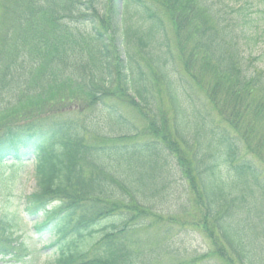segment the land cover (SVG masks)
I'll use <instances>...</instances> for the list:
<instances>
[{
    "label": "trees",
    "instance_id": "trees-1",
    "mask_svg": "<svg viewBox=\"0 0 264 264\" xmlns=\"http://www.w3.org/2000/svg\"><path fill=\"white\" fill-rule=\"evenodd\" d=\"M236 2L223 3L230 7ZM160 3L183 72L174 65L167 24L160 11L154 12L145 0H0V168L33 164L35 190L24 197L23 211L39 215L32 231L49 237L48 248L57 255L54 264H146L140 259L145 251L153 261L152 249L133 234L146 225L144 216L154 215L158 200L170 196L169 154L178 156L188 182L190 177L198 193L196 206L205 223L211 224V235L221 252L231 260L232 255L238 264H264V231L255 227L252 213L258 207L251 206L255 189L264 195V179L244 153L263 162L264 155L262 146L258 151L248 146L246 137L242 140L237 127L251 109L256 116L264 109L263 99L253 104L254 86L264 76L250 68L255 61L250 52L252 66L243 69L236 40L243 38L251 46L258 42L245 37L246 33L242 38L231 35L228 27L221 28L216 14L213 18L220 21L219 28L209 26L204 0ZM248 14L246 3L237 10L239 25L247 30ZM130 45L148 56L165 89L174 116V146L158 138L122 145L123 138L137 136L125 133L110 139L115 141L112 148L96 146L89 143L87 133L93 130L89 131L88 124L75 117L63 118L61 110L71 109L81 97L91 105L104 103L117 84L133 105L155 116L143 69L126 52ZM42 77L46 84L39 90L49 92L50 99H29L16 112L15 105L34 94L35 81ZM176 82L179 87V83L188 84L187 91ZM199 94L212 110L218 109V102L233 107L218 110L222 118L208 111L205 115L198 107ZM185 100L192 121L182 107ZM57 104L59 115L52 118L50 108ZM106 110L105 121L120 128L123 117L113 105ZM153 121L158 137L163 122L158 128ZM256 125L250 117L247 137ZM236 135L244 147L238 146ZM258 141L264 145V133ZM189 187L195 192L190 182ZM16 215L0 213V233L4 234L0 236V258L22 264L32 253L24 243L15 244Z\"/></svg>",
    "mask_w": 264,
    "mask_h": 264
},
{
    "label": "rangeland",
    "instance_id": "rangeland-1",
    "mask_svg": "<svg viewBox=\"0 0 264 264\" xmlns=\"http://www.w3.org/2000/svg\"><path fill=\"white\" fill-rule=\"evenodd\" d=\"M145 1L147 4L151 5V8L154 10V12L158 10L160 11L163 20L167 24V34L170 37L168 38L169 40H171L172 38L171 44L172 55L174 56V65L177 63V66L183 72V66L180 65L178 56L176 55L177 51L176 46L173 43L174 35L172 34L171 25L168 22V18L166 17L167 15L164 13V10L159 7L161 5L160 0ZM204 1V11L207 14L206 17L208 18L209 26L212 27L214 24V26H218L219 28L221 21V23H223L221 28H223V26L225 28L228 27L227 31L230 32L231 35H234V37L237 36L238 38H242L244 37L243 34L246 33L245 37L258 42L257 45L251 46L252 42L247 40L245 41L243 40V38L236 40V42H238V46L241 48L240 49L238 47V51L242 52L239 56V63H241L243 69L253 65V67L250 68H256L257 70H259V72H262V75L264 76V0H238V2L234 4H229L230 7H227V3H223L224 0ZM225 1L228 2V0ZM245 3L247 5L249 19L251 20L250 24H247L248 26H246L249 27V30L239 25L240 20L239 16H237L238 8H241L243 5H245ZM211 4H213V7L208 6ZM215 14L218 15L220 21L213 18ZM132 19L133 21L136 20V18L134 17ZM139 49V47L130 45L128 50L126 49V52L129 55L137 58L140 63V67H142L143 69L144 78H146V81L148 82L147 87L150 89V93L152 95L153 100L151 109L154 111L155 116L153 117V115L149 114L147 110L139 109L138 107L133 105V102L129 100V96L124 97L121 94L120 90L117 89L118 84L116 85V89H111L110 94L112 95L110 96V98H106L105 100H103L104 103L100 102L98 104L91 105L84 97H81L80 99L75 101L74 104H72L73 106L71 105V109L61 111L64 113L63 118L75 117V120L77 122L81 121V123L83 122L85 126H87L88 124V129L91 128L89 131L93 130V133H87L90 134L89 143L92 142L96 146L105 145L106 147L112 148L115 141L110 139L112 137L121 136L122 133H125L137 134V136L134 137L133 140H124L123 138V140L119 142L122 145L124 144V142L129 141L128 143L130 144V142H133L134 140L144 141L150 138H158L162 142L170 141L167 144H171L173 146L175 145V141L172 137L173 131L171 130L172 123L174 122L173 110L171 109L168 98L166 97L165 89L158 81V77L155 74L154 67H152L148 63V56H146L144 52ZM186 52H189V50H187ZM249 52L252 53L250 54V56L254 57L255 60L251 61L252 65L251 63H248L250 58ZM68 63H70V61ZM65 75H67V72L65 73ZM46 77L51 78L49 73H46ZM260 82L261 84L259 86H254V105L255 103H260L262 99L264 100V77ZM35 83L38 89L33 92L34 94L30 93V95H26L25 98H22V100H20L19 102L21 104L17 103V106L15 105L16 110L18 109L16 112H19L20 105H22L24 108L25 102L29 101V99L40 100L46 97L50 99L49 92L39 90L45 88H39V86L46 84L45 77L39 78L35 81ZM179 85L181 87H184L185 91H187L188 84L184 86L183 84L179 83ZM176 86L179 87L178 83L176 84ZM181 87H179V89ZM193 90L194 92L197 91L194 87ZM75 93L77 92H74L73 94ZM190 93L192 94L191 91ZM197 100H199L198 107L200 108V111H202V113H204L205 115L209 112L212 117H217L216 115L218 114V112L223 111L224 105L222 102H218V109L212 110V108L209 107L208 103L203 98L201 99L200 94L197 96ZM182 102L184 103L182 107L184 108V110H186L187 108L188 111L187 115H189V118L187 119L189 121H192L193 119L190 115L191 108H189V106L187 105L188 102L186 100ZM48 104L49 103H47V105ZM47 105H45L44 107L38 105V107L46 108L50 107L51 104L49 106ZM65 105L66 104L60 106V108L63 107L64 109ZM111 105H113L120 116L123 117V124L120 128L115 127L112 124H108L109 122L105 121L106 117L104 118V115L107 112L106 108ZM58 106L59 105L57 104V106L54 105V108H50L51 112H49V114L52 118L58 117L59 111L58 113H56ZM232 107V104L225 105L224 110L229 108L231 110ZM47 110L49 111V109ZM246 114V120L244 119V122L242 124H240V122L237 123V127L240 128L241 134L243 136L242 140H245L244 138L246 137L247 144L250 148L253 147L258 150L262 146L261 151L264 155V145L258 141V136L264 133V109L258 116L255 115L253 109H251L249 113ZM35 115H37L38 117L41 116L39 114ZM219 117L221 116L219 115ZM250 117L251 122H255L257 124V128L255 132L252 131L253 133L251 132L247 137L245 129L249 131V128L246 126V122H248ZM35 118L36 116H33L30 119L34 120ZM44 118L45 117H41V119L43 120ZM102 118L103 121L101 120ZM83 119L86 121V123L83 121ZM153 120L156 121L157 124H155L158 126V128L161 120L163 122L162 124H160L162 132L158 135V137L154 134L153 131ZM91 122L97 123V127L92 126ZM95 133H97L99 137L102 138L100 139L99 137H96ZM234 135L235 134L233 133V136ZM236 136L238 138V135ZM166 137L168 138V140ZM242 140L238 138L237 143L238 146L243 145L244 147V142ZM258 145L259 147H257ZM244 155L247 157L246 159L250 164H252L253 166L255 165V167L259 169L260 179L263 180L264 162L259 158H253L249 152L244 153ZM169 156V170L172 171V175L170 176L169 186L167 189L169 190L170 196H168V198L166 196L162 201L158 200V202L156 203V210L152 211L154 215L144 216V218L146 219L144 223H146V225L143 228L138 229L137 232L133 234L134 239H139L142 242L146 243V245H149V248L152 249V253L154 255L151 257L155 259L150 262V254H148L147 251H145V254L140 259L145 260L146 264H238L232 255H229L231 256L230 258H232L231 260L229 259L228 255H225L224 252H221L220 247L216 245V242L213 238L214 236L211 235V230H213L210 227L211 224L207 222L210 225L209 226L205 223V221L202 219L203 214H201V211H199L196 206L195 202L196 199L198 200V193L193 187V183L191 182L190 177L189 182L195 192H193L189 187L188 177L184 178L182 175L180 165L177 162L178 156L171 154H169ZM33 171V164L30 162L19 164L16 168L9 165L0 168V174H2V178H4V182L0 183V213L9 215L10 213L16 212L17 214L15 221L17 229H14L16 230L14 232V238H16L15 244H21V242L24 243L26 248L32 253L31 256L27 258L22 264H54L53 262L57 258V255L53 252L52 249L43 248V244L48 243L49 237L47 235L39 236L37 233H34L32 230H30L32 222L34 220L32 217H27L25 215V212L23 211L25 207L24 203L26 201L24 200L25 195H29L35 190V179L33 178ZM238 187H240L239 184ZM246 201L250 203L249 196H246ZM253 205L258 207V210H254V213H252L255 227H261V231H264V195H262V192L257 189H255V192L251 196V206ZM256 213L258 214L257 217L255 216ZM105 224H107V222L102 223L101 227L105 226ZM12 230L13 229H10L9 232ZM2 235L4 236L3 233H0V236ZM0 239L2 238L0 237ZM261 241L264 243V238L261 239ZM141 245L143 246V244Z\"/></svg>",
    "mask_w": 264,
    "mask_h": 264
}]
</instances>
